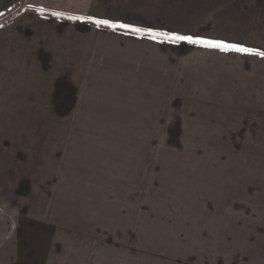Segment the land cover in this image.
<instances>
[{"label":"rangeland","instance_id":"rangeland-1","mask_svg":"<svg viewBox=\"0 0 264 264\" xmlns=\"http://www.w3.org/2000/svg\"><path fill=\"white\" fill-rule=\"evenodd\" d=\"M92 38L91 89L105 93L100 89L108 81V100L75 111L66 123L40 124L60 116L29 109L13 111L22 126H0V197L5 191L6 199L23 200V264H36L35 250L44 241L47 252L51 236H59L62 251L75 236V264H167L164 258L181 264L180 254L187 264H258L261 257L252 247L261 237L258 226H264L259 129L247 133L243 117L230 119L231 111L213 109L216 104L205 103V95L186 81L182 94L155 109L151 90L135 72L139 63L131 58L116 68V58L137 55L143 41L114 32ZM18 183L22 192L14 198L10 189ZM149 186L145 197L142 189ZM200 195L213 205L210 211L195 208L193 216L185 207H197L188 198ZM166 219L174 225L168 233L161 226ZM240 224L248 234L229 243V228L235 226L237 234ZM100 233V239L107 234L120 242L129 236L130 244L133 237L145 252L165 249L171 256L115 248L104 254L91 242ZM183 233L187 242L180 239ZM7 247L1 245L0 257Z\"/></svg>","mask_w":264,"mask_h":264},{"label":"crops","instance_id":"crops-1","mask_svg":"<svg viewBox=\"0 0 264 264\" xmlns=\"http://www.w3.org/2000/svg\"><path fill=\"white\" fill-rule=\"evenodd\" d=\"M132 2L129 6V2L122 3L118 0H0V23L19 12L13 20L0 25V126H22L23 120L13 118V111L29 109L50 110L60 116L57 118L58 121H43L39 122L40 124L66 123L71 119L70 116H75V111L90 110L94 108L93 103L108 100L109 93L105 89L108 81L103 80L106 87L104 88L102 84L100 89L105 93L91 89L92 35L114 32L143 41L139 46V50L142 51L137 55L133 52L124 59L116 58V68L119 69L120 62L129 61L131 58L134 59L133 62L139 63L140 68L135 72L143 80L141 82L151 90L150 101L154 103L155 109L165 108V102L176 99L178 94H182L186 81L188 87L196 88L195 93L205 95V103L216 104L213 109L231 111L227 112V117L230 119L243 117L247 133L252 131V127L258 128L259 140L264 141V58L254 54L223 52L187 42L153 39L147 35L103 29L83 22L45 16L39 11L44 9L74 17L107 19L152 32L222 40L264 51V0H133ZM118 53H116L117 57H119ZM167 108L171 106L167 105ZM139 109L137 108L136 111ZM102 124H126V122L104 121ZM211 140H220V138H211ZM150 186L143 187V196L146 197L151 193ZM10 191V195L18 197L19 193L21 195L22 185L18 183L16 187L15 184L14 189ZM4 192L0 197V203L2 202L0 247L2 244H8V247L0 257V264H23V200L20 196V200L12 202L11 199H6L8 197ZM190 197L188 199L196 200L201 205L197 204L196 207L192 203H186L188 205L185 209H188L190 214L196 215L195 208L197 211L201 208H208L210 211L209 206L213 205L211 198L204 195ZM180 198L184 200L185 194L180 195ZM171 221L170 219L162 221L161 226H165L164 230L168 229L167 233L173 229L174 225H171ZM186 227L188 228V225ZM239 228L241 229L237 234H235V226L231 227V231L229 228V238L231 237L229 243L233 241L234 235L238 237L243 236L241 234H248L245 232V224H240ZM258 228L261 237L259 241L254 242L252 248L261 257L258 264H264V226L260 224ZM73 230L75 232V229ZM217 230L218 226H216ZM101 234L93 235L94 240L91 242L101 248L104 254H107L108 248H115L130 249L135 254L154 255V257L171 256L165 249L145 252L146 250L144 251L133 237V240L130 239L132 240L130 244L129 236L125 241L120 242L111 239L107 234L100 239ZM184 236V233L180 234V239L182 242H187ZM68 238L64 251L58 248L62 243L59 236H51L48 253L43 252L44 241L41 242L40 251L35 250L36 264H62L61 262L75 264V236ZM55 250L57 251L54 252ZM182 251L184 250L181 249L179 252ZM118 254L121 256V253ZM180 255L178 261L181 264L188 261V257ZM51 256L57 260L52 261ZM164 259L167 264L172 262L171 258ZM113 264H116L115 261Z\"/></svg>","mask_w":264,"mask_h":264},{"label":"snow or ice","instance_id":"snow-or-ice-1","mask_svg":"<svg viewBox=\"0 0 264 264\" xmlns=\"http://www.w3.org/2000/svg\"><path fill=\"white\" fill-rule=\"evenodd\" d=\"M40 12H43L44 9H39ZM54 16H61L63 15L62 13H57L54 12L52 13ZM68 19H74V20H82V19H87L90 22L95 23L97 26H106L112 29H128L132 32L139 33L142 35H150L153 39H156L157 36L163 35L165 39L171 40L173 42H187L190 44L194 45H201L210 49H215L218 51H223V52H238V53H246V54H254L258 55L261 58H264V51H260L259 49L256 48H250V47H245L241 44L237 43H228L222 40H212V39H203L199 37H194L192 35H180L173 33L169 35L168 33H154L151 30H144L141 28L133 27L132 25L129 24H124V23H114L110 20L107 19H95L93 17H68Z\"/></svg>","mask_w":264,"mask_h":264},{"label":"trees","instance_id":"trees-1","mask_svg":"<svg viewBox=\"0 0 264 264\" xmlns=\"http://www.w3.org/2000/svg\"><path fill=\"white\" fill-rule=\"evenodd\" d=\"M43 15L45 16H49V17H55V18H59L61 20H65V21H72V22H77V23H80V22H83V23H86L88 25H91V26H97L95 23L93 22H90L88 21L87 19H82V20H74V19H68V17H72V16H69V15H61V16H54L52 15V13H54L53 11L51 10H44L43 12H41ZM19 12L18 13H15L14 15H11L9 17H7L6 19H4L0 25L2 24H5L11 20H13L16 16H18ZM98 27H101V28H105V29H112V28H109V27H106V26H98ZM115 30H118V31H123V32H129V33H134V34H139V33H135V32H132L128 29H120V28H117ZM154 33H163V32H154ZM142 35V34H141ZM171 35V34H169ZM147 36H150V35H147ZM156 38H160V39H165V37L163 35H160V36H157ZM165 40H168V39H165ZM182 43H186V42H183L181 41Z\"/></svg>","mask_w":264,"mask_h":264}]
</instances>
